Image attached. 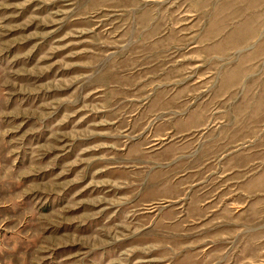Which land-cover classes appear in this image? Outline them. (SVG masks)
Listing matches in <instances>:
<instances>
[{"label":"rangeland","instance_id":"1","mask_svg":"<svg viewBox=\"0 0 264 264\" xmlns=\"http://www.w3.org/2000/svg\"><path fill=\"white\" fill-rule=\"evenodd\" d=\"M0 264H264V0H0Z\"/></svg>","mask_w":264,"mask_h":264}]
</instances>
